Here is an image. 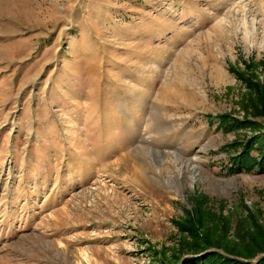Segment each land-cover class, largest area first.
<instances>
[{"label": "rangeland", "instance_id": "obj_1", "mask_svg": "<svg viewBox=\"0 0 264 264\" xmlns=\"http://www.w3.org/2000/svg\"><path fill=\"white\" fill-rule=\"evenodd\" d=\"M262 96L264 0H0V264L264 239Z\"/></svg>", "mask_w": 264, "mask_h": 264}, {"label": "trees", "instance_id": "obj_2", "mask_svg": "<svg viewBox=\"0 0 264 264\" xmlns=\"http://www.w3.org/2000/svg\"><path fill=\"white\" fill-rule=\"evenodd\" d=\"M263 98L264 96L261 97L262 100H264ZM262 108L264 109V105ZM216 117L222 124L232 123V126H235L236 128L250 124V122L246 120L239 121L235 118H231L229 114H218ZM251 148H255L259 151L258 158L255 159L250 157ZM241 150L239 156L233 162L234 169L238 171V169L245 165L246 168H256L259 172H264V133L252 137L245 143ZM250 239L253 243L251 242V244H248L246 249L241 252L228 250L223 254L214 249L206 251L203 256L198 258L193 254L185 258L184 262H187L188 264H264V254H262L255 263L249 261V258H252L255 254L259 252L264 253V239L259 241L253 234L250 236Z\"/></svg>", "mask_w": 264, "mask_h": 264}]
</instances>
